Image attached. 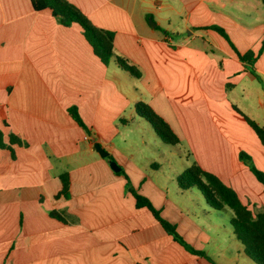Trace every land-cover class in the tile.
Returning a JSON list of instances; mask_svg holds the SVG:
<instances>
[{
    "label": "crops",
    "instance_id": "0c3cea01",
    "mask_svg": "<svg viewBox=\"0 0 264 264\" xmlns=\"http://www.w3.org/2000/svg\"><path fill=\"white\" fill-rule=\"evenodd\" d=\"M67 1L113 34L114 52L140 77L113 60L104 65L77 23L60 25L29 0H0V131L5 144L10 134L20 141L12 145L13 157L0 148V264H210L175 242L147 209L135 207L126 179L93 145L108 152L134 186L142 172L162 166L158 155L168 153L170 161L185 158L182 171L195 161L252 212L264 210L263 186L238 156L244 151L264 171V148L233 109L264 128L262 3ZM211 25L222 28L240 54L261 49L254 64L240 61L224 38L203 29ZM137 102L170 126L177 145L163 143L136 115ZM71 107L89 133L69 115ZM65 172L69 197L56 199ZM177 189L180 199L159 201L144 187L138 192L153 207L158 203L161 217L215 264H255L231 227L225 233L234 249L221 245L217 223L199 217L187 203L191 196ZM51 210L65 223L50 218Z\"/></svg>",
    "mask_w": 264,
    "mask_h": 264
},
{
    "label": "trees",
    "instance_id": "16d2710c",
    "mask_svg": "<svg viewBox=\"0 0 264 264\" xmlns=\"http://www.w3.org/2000/svg\"><path fill=\"white\" fill-rule=\"evenodd\" d=\"M32 9L35 11L49 10L52 17L63 26H70L72 23H77L82 33L92 48L94 55L106 65L110 60L123 71L127 72L134 78L140 77L138 69L129 64L124 58L120 57L114 52L113 48V34L109 31L95 27L90 20L73 4L67 0H29ZM264 7V0H260ZM203 29H210L215 31L218 35L224 38L230 47L235 52L238 59L246 62L249 65L254 64L257 57L261 53L248 51L240 54L231 41L229 40L225 31L216 26L211 25ZM255 76V75H254ZM257 77V76H255ZM233 109L242 116L247 125L252 129L260 144L264 148V128L258 125L253 120L242 114L235 106ZM134 110L137 116L143 118L149 123L154 133L159 139L170 146H175L179 143L178 137L174 134L170 126L156 114L150 106L143 102H137L134 105ZM69 115L74 121L81 126L86 133H89L88 128L82 122L75 107L68 109ZM20 141L10 134L8 136V144L3 142V134L0 131V148L7 149L11 152L13 157L12 145L19 144ZM240 161L249 169L254 175L256 180L263 186L264 190V173L260 171L253 163L250 155L244 151H240ZM107 160H113L110 155L106 157ZM116 175L123 176L126 179V190L133 196L136 208L147 209L153 217L160 223L164 231L172 237V239L181 245L189 253L205 258L210 264H215L206 254L201 250H197L190 246L175 230L174 224L164 220L160 217L158 210H156L150 201L134 191L129 186V179L124 174L123 170L116 172ZM61 188L55 195V198L69 197V176L68 173L59 175ZM177 187L181 191L191 188H196L203 196L207 205L210 208L220 211L226 210L230 214L229 224L231 227L232 236L242 246L243 252L255 264H264V210L252 212L246 205L242 204L237 194L233 189L226 186L217 176L203 170L195 161H191L190 165L184 169L179 175L176 176ZM48 216L61 223H65L63 216L55 210L48 211Z\"/></svg>",
    "mask_w": 264,
    "mask_h": 264
},
{
    "label": "rangeland",
    "instance_id": "374dc122",
    "mask_svg": "<svg viewBox=\"0 0 264 264\" xmlns=\"http://www.w3.org/2000/svg\"><path fill=\"white\" fill-rule=\"evenodd\" d=\"M169 148H170L169 150H171V149L176 150V149L171 148V147H169ZM157 157H158V160H156L157 162L159 161V159L161 157V159H162L161 161L163 162L162 166L156 170L152 169V173L142 172V174H144V176L142 177V180L138 184H136L135 186L132 185L130 180H129V186H131L132 189L136 192L140 191L142 189V187H144V189H145L144 192H146L150 196H151V194H153L155 197H158L157 198L158 201L161 197L163 198L165 195H168V197H170V198H174L176 196L175 199H180L181 197L179 195L178 196L176 195L180 191L177 189V185H176V181H175V175L177 173H181V171L183 169L181 166V162L185 163V161H183L185 158L184 159H178L177 157H173V160L170 161V159L172 157L168 153H166L165 156L158 155ZM257 157H260V156H257ZM111 161H114V160H111ZM262 161L264 163V157H262ZM260 171H262L264 173L263 170H260ZM147 181H149V182H147ZM151 181L153 183L157 184V187H156L157 189L153 185L150 184ZM140 183L144 184V186H142L141 188H140ZM151 187L154 189H152ZM159 192L161 193V196H160V194H158ZM149 193H151V194H149ZM183 194H184V197H186V196L190 197L191 196V198L189 200H187V203L189 204L190 207H192L196 210L199 217H206V221H209L211 224L217 223L218 226L216 229H217V232L219 234V241H220L221 245L223 247L228 246L227 248L232 247L234 249V246L232 244H230V242H231L230 239H228V240L226 239L227 237H226L225 230H229V228H230L228 213L226 211H215L214 209L210 208L209 205H207V203L203 199V196L200 197L201 199H199L198 196H201V193L196 188L191 189V191H184ZM153 204L156 205V207H154V208L156 210H158L159 215L161 217V211L158 208L159 204L155 203V202H153ZM175 230H176L177 234L179 236H181V234L178 232L176 227H175ZM207 249L209 250V254L211 255V257H215V249H213V245L210 244Z\"/></svg>",
    "mask_w": 264,
    "mask_h": 264
},
{
    "label": "water",
    "instance_id": "95a60500",
    "mask_svg": "<svg viewBox=\"0 0 264 264\" xmlns=\"http://www.w3.org/2000/svg\"><path fill=\"white\" fill-rule=\"evenodd\" d=\"M93 146H94L96 153L101 158H105L108 156V152H106L97 142H95ZM109 167L111 168L113 172L120 171V167L114 161H109Z\"/></svg>",
    "mask_w": 264,
    "mask_h": 264
}]
</instances>
